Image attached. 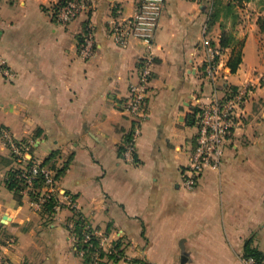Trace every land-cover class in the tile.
<instances>
[{"label": "crops", "instance_id": "obj_1", "mask_svg": "<svg viewBox=\"0 0 264 264\" xmlns=\"http://www.w3.org/2000/svg\"><path fill=\"white\" fill-rule=\"evenodd\" d=\"M57 2L0 0V58L15 72L0 76V129L32 143L41 164L58 153L45 165L54 173L68 163L59 196L72 197L89 226L121 236L127 259L115 264H247L249 238L264 251V0H167L152 41L132 38L125 48L112 22L132 17L140 0H87L68 24L55 20ZM88 22L95 45L85 59ZM224 32L234 40L223 48ZM205 36L222 50L220 93H249L222 165L205 168L187 189L182 175L198 136L192 121L213 91ZM148 56L155 64L147 115L131 157L124 143L135 122L122 102ZM12 152L0 136V264H88L66 203L47 213L8 188V170L27 163L11 162Z\"/></svg>", "mask_w": 264, "mask_h": 264}, {"label": "built area", "instance_id": "obj_2", "mask_svg": "<svg viewBox=\"0 0 264 264\" xmlns=\"http://www.w3.org/2000/svg\"><path fill=\"white\" fill-rule=\"evenodd\" d=\"M167 0H140L139 6L132 17L113 21V38L122 47H128L132 38L143 39L151 42L155 31L159 25L160 17L165 9ZM87 0H59L54 8V18L57 22L68 24L78 18L85 10L89 8ZM205 47V75L212 82L213 91L207 97V102L202 106L198 116V136L195 149L192 153V160L189 168L183 172L182 186L187 189H194L198 186L199 176L203 170L209 166L220 167L226 155V148L234 134L236 118L243 102L249 93V87L244 86L235 92L220 93L219 81L222 77L220 65L222 50L213 43V40L205 36L203 39ZM95 32L91 22L85 27L80 45V55L89 59L94 54ZM154 57L148 56L141 60L136 80L129 86V93L122 102L125 111L134 119V126L124 143V153L127 156H134L137 141L141 134V126L147 115L145 102L150 91V84L154 71ZM0 76L5 79H13L15 72L9 64L0 58ZM264 82V78H263ZM0 136L5 145H9L13 152L18 156L19 161L33 159L31 153V144H20L16 141L10 132L0 129ZM42 174L44 176V187L42 193L34 201L38 208L54 196L57 200L56 210L62 208L66 203L70 208H76V205L70 196L61 200L57 179L54 177L53 170L42 165L33 159L30 166H23L22 172L18 177L24 178L28 186L23 189V193L30 192V188L35 178ZM92 237L98 238V246L95 247L88 264H115L126 261V255L123 252L122 244L119 238L121 236H110L87 225L84 229L82 241L89 243ZM78 254L83 258L87 254L84 248L77 249ZM247 264H253V258H245Z\"/></svg>", "mask_w": 264, "mask_h": 264}, {"label": "trees", "instance_id": "obj_3", "mask_svg": "<svg viewBox=\"0 0 264 264\" xmlns=\"http://www.w3.org/2000/svg\"><path fill=\"white\" fill-rule=\"evenodd\" d=\"M264 27V23L262 24ZM234 38L232 33H226L224 32L222 37H221V46L227 47L232 44ZM242 60L241 53H238L237 56L230 62V67L232 71H236L237 67L239 66L240 62ZM223 88L228 89L227 85H224L222 83ZM235 92V87H231ZM231 91H227L229 93ZM198 122V119H194L192 123ZM20 144H24V141H21ZM58 153L54 152L52 153L45 161L42 162V165L48 164L52 159H54L57 156ZM18 156L12 152L11 153V162L13 160H16ZM33 159H27L26 160V166H30L32 163ZM51 167L54 168L53 165ZM68 167V163L64 164L62 167L57 168L56 172L54 173V177L58 180L61 178L62 174ZM23 166H18V167H11L6 175V184L8 188L14 192L16 198L21 201L24 194H23V189L28 186L27 182L25 181L24 178L18 177V174L22 172ZM44 187V176L42 174H39L35 180L33 185L30 188L29 195L33 201L37 200L38 196L42 193V188ZM56 198L54 196L48 198L46 202L42 204L41 209L47 213H53L56 210ZM65 204H62V207ZM74 212L73 216V221L74 225L73 227L69 228L71 233H75L77 235V245L78 249L84 248L87 250V254L84 257V260L89 262L91 259V255L93 251L95 250V247L98 246V238L97 237H92L90 242L93 243V246H90L89 243H84L82 241L83 238V233L84 229L88 225L86 219L83 217V215L77 210V208H71ZM244 258H253L254 263L253 264H264V251L260 250L258 247L254 246L253 244V239L249 238L246 240L244 244V253H243Z\"/></svg>", "mask_w": 264, "mask_h": 264}, {"label": "rangeland", "instance_id": "obj_4", "mask_svg": "<svg viewBox=\"0 0 264 264\" xmlns=\"http://www.w3.org/2000/svg\"><path fill=\"white\" fill-rule=\"evenodd\" d=\"M125 262V261H124Z\"/></svg>", "mask_w": 264, "mask_h": 264}]
</instances>
